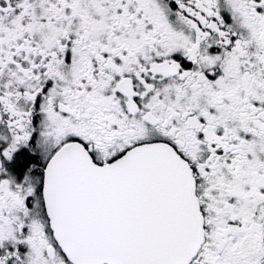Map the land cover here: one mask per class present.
I'll return each mask as SVG.
<instances>
[{"label": "snow or ice", "instance_id": "obj_1", "mask_svg": "<svg viewBox=\"0 0 264 264\" xmlns=\"http://www.w3.org/2000/svg\"><path fill=\"white\" fill-rule=\"evenodd\" d=\"M0 264H264V0H0Z\"/></svg>", "mask_w": 264, "mask_h": 264}]
</instances>
